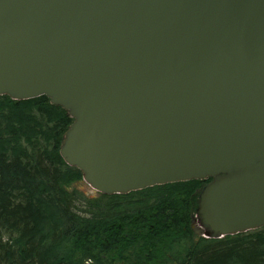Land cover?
<instances>
[{
    "label": "water",
    "instance_id": "obj_1",
    "mask_svg": "<svg viewBox=\"0 0 264 264\" xmlns=\"http://www.w3.org/2000/svg\"><path fill=\"white\" fill-rule=\"evenodd\" d=\"M72 117L94 191L210 179L203 237L264 225V0H0V96Z\"/></svg>",
    "mask_w": 264,
    "mask_h": 264
},
{
    "label": "trees",
    "instance_id": "obj_2",
    "mask_svg": "<svg viewBox=\"0 0 264 264\" xmlns=\"http://www.w3.org/2000/svg\"><path fill=\"white\" fill-rule=\"evenodd\" d=\"M71 121L44 95L0 96V264H264V225L217 239L197 231L210 179L82 193L59 150Z\"/></svg>",
    "mask_w": 264,
    "mask_h": 264
},
{
    "label": "rangeland",
    "instance_id": "obj_3",
    "mask_svg": "<svg viewBox=\"0 0 264 264\" xmlns=\"http://www.w3.org/2000/svg\"><path fill=\"white\" fill-rule=\"evenodd\" d=\"M74 186L82 193H85L88 197H95L98 194V192L94 191L85 181L81 180L80 182L75 183ZM195 227L197 231L201 232L202 234L201 227L197 222L195 223Z\"/></svg>",
    "mask_w": 264,
    "mask_h": 264
}]
</instances>
